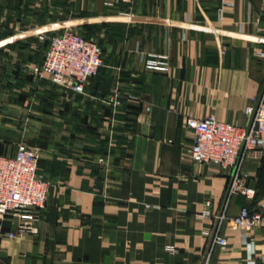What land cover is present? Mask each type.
<instances>
[{
	"label": "crops",
	"instance_id": "crops-1",
	"mask_svg": "<svg viewBox=\"0 0 264 264\" xmlns=\"http://www.w3.org/2000/svg\"><path fill=\"white\" fill-rule=\"evenodd\" d=\"M66 26L103 46L84 92L32 69ZM263 92L264 0H0V154L38 147L51 182L33 231L0 219V264H264V221L234 222L248 200L227 203L229 172L191 161L186 124L247 127ZM244 167L261 208L264 153ZM223 211L229 244L207 262Z\"/></svg>",
	"mask_w": 264,
	"mask_h": 264
},
{
	"label": "built area",
	"instance_id": "built-area-1",
	"mask_svg": "<svg viewBox=\"0 0 264 264\" xmlns=\"http://www.w3.org/2000/svg\"><path fill=\"white\" fill-rule=\"evenodd\" d=\"M122 1L135 0H109V3ZM103 65L104 50L100 42L86 37L72 26H66L52 36L43 62L35 64L32 69L39 77L84 92L89 79L96 76ZM149 65L155 69L161 68L157 63ZM117 95L118 91L111 98L115 102L118 101ZM129 98L137 99V96L129 94ZM147 109L151 110V107L147 106ZM245 111L251 118L247 127L219 119L215 114L189 116L186 124L195 135L190 147L191 161L214 163L229 172L227 203L235 195H244L248 200L233 220L237 225L253 227L264 221V203L260 205L261 208L250 206L257 191L249 182V173L244 164L246 159L259 158L264 153V92L256 102L247 105ZM39 161V148L26 141L19 143L15 155L0 154V219L10 218L15 222L16 229L9 232L12 237L33 231L47 204L51 182L39 173ZM207 215H210L209 211ZM228 218L226 211L218 216L207 262L213 249L226 248L229 244L222 233L224 221Z\"/></svg>",
	"mask_w": 264,
	"mask_h": 264
},
{
	"label": "rangeland",
	"instance_id": "rangeland-1",
	"mask_svg": "<svg viewBox=\"0 0 264 264\" xmlns=\"http://www.w3.org/2000/svg\"><path fill=\"white\" fill-rule=\"evenodd\" d=\"M74 29H76V28H74ZM81 32V31H80Z\"/></svg>",
	"mask_w": 264,
	"mask_h": 264
}]
</instances>
